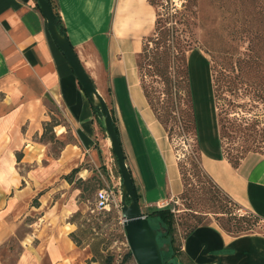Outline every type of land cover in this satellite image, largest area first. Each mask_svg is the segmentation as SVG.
I'll use <instances>...</instances> for the list:
<instances>
[{"label": "crops", "instance_id": "obj_1", "mask_svg": "<svg viewBox=\"0 0 264 264\" xmlns=\"http://www.w3.org/2000/svg\"><path fill=\"white\" fill-rule=\"evenodd\" d=\"M51 1L98 92L105 100V94L110 96L140 206L169 203L183 185L178 162L165 149L162 126L139 84L136 57L142 43L131 31L146 26L140 22L131 29L119 22L117 0ZM120 81L122 93L115 90ZM56 106L75 139L51 155L50 142L40 137ZM196 117L202 169L232 200L264 220V155L250 153L233 166L212 124L206 136ZM58 128L64 137L66 129ZM103 131L100 116L49 34L37 0H0V246L25 227L15 264H85L87 253L70 237L76 226L69 217L79 209L80 191L63 176L85 157L95 167L105 163L110 144ZM82 170L84 178L89 171ZM174 245L180 264H264L260 232L229 235L205 223L179 235ZM0 264L6 263L0 258Z\"/></svg>", "mask_w": 264, "mask_h": 264}, {"label": "rangeland", "instance_id": "obj_2", "mask_svg": "<svg viewBox=\"0 0 264 264\" xmlns=\"http://www.w3.org/2000/svg\"><path fill=\"white\" fill-rule=\"evenodd\" d=\"M172 2L180 7V0ZM198 7V24L194 27L197 42L192 51L186 52L184 57L177 52L164 54L165 62L158 65L152 63L151 56L142 51L136 59L140 87L145 90L148 105L162 126L165 149L176 158L181 175L182 191L166 206H170L175 214L176 237L195 225L205 223H213L229 235L264 233V220L232 199L227 203L224 193L202 170L194 127L196 114L200 130L206 136L212 124L221 139L224 155L233 163H237L248 152L264 155V98H257L255 83L258 77L254 75L256 70L244 74L239 80L236 79V93L231 95L225 91V97L217 96L213 99L209 69L212 55L218 58L227 53L232 57L233 65L238 66L239 60L253 54V47L256 46L254 37L264 31V0H198ZM143 9L147 11V15L143 12L142 18ZM117 13L118 21L131 29H137L140 22L145 25L140 32L131 31V35H135L136 41L141 42L142 47L146 44L152 46L148 39L153 37L155 9L146 0H117ZM187 57L192 95L186 73ZM194 59L199 60L202 65L199 71L195 70ZM124 87V82L120 81L114 89L122 93ZM105 98L111 108L110 96L105 94ZM229 103L232 104L231 108ZM49 124L53 125L52 129L42 141L50 142V153L56 155L66 142L74 141L75 135L60 107L56 106ZM57 124L66 129L64 137L58 135L59 128L57 131L54 129ZM252 127L258 129V132H250L248 128ZM104 134L106 135L105 132ZM109 151L107 159L103 158L105 163L102 165L95 167L89 157H85L78 165L80 170L87 169L89 174L83 178L78 171L72 176V187L80 191L77 194L80 205L76 210L80 211V215L73 218L75 211L69 220L75 221L73 223L76 228L73 232L77 246L85 250L88 259H94V262L87 264H100L108 256L113 257L110 264H137L134 257L125 263L123 261L129 245L121 213L115 209L106 212L95 207L97 189L107 184H115L119 176L111 147ZM78 178L85 182L76 184ZM223 204H228L236 219L242 218L241 224L249 228L235 230V219L215 214ZM140 207L146 214V210ZM150 221L157 226L154 218ZM25 231V227L20 228L0 246V258L6 264L17 262L22 252L18 239ZM157 242L165 264H180L175 254L173 256L169 238L158 235Z\"/></svg>", "mask_w": 264, "mask_h": 264}, {"label": "trees", "instance_id": "obj_3", "mask_svg": "<svg viewBox=\"0 0 264 264\" xmlns=\"http://www.w3.org/2000/svg\"><path fill=\"white\" fill-rule=\"evenodd\" d=\"M146 1L150 6H152L155 9V20H154L153 37H150V39H148L149 42H151L152 46H149L148 44H146L141 48V51L144 54L146 53L147 56H151L152 63H156L158 65L162 61L165 62L164 54H167L170 52H177L178 54H181L184 57L186 52L192 51L195 43L197 42L196 34L194 32V27L197 26L198 24L197 21L199 18L198 0H180V7H177L176 5H174L172 0H146ZM49 2L52 4L51 0H49ZM55 22L58 26L59 31L65 35L63 28L60 25V20L57 18L56 15H55ZM254 41H255L256 46L255 48L253 47V50H252L253 54L249 56L246 55V57L239 60L238 66L233 65V62H231L232 57L227 55V53H225V55L220 56L218 58L216 55H212V60L214 64H212V60L209 61V69H210V89H211L213 99L216 98L217 96L225 97L224 96L225 91L226 93H229L231 95L236 93L237 92L236 91L237 90L236 79L239 80L241 79V76H243L244 74L247 75L248 73H251V71H255V70L256 71L254 72V75L256 74V76L258 77V81L257 83H255L257 85L255 86V88L257 89V98L259 99L264 98V88H262L264 87V31H260V33L254 37ZM141 51L137 54V56L141 53ZM187 60H188V57L186 59V73H187L188 81H189L190 95H192L191 85H190L189 66H188ZM136 63H137V60H136ZM136 67H137V64H136ZM79 86L81 87L80 84ZM143 93L145 95L144 89H143ZM227 105L228 104H226V106ZM231 106L232 104H230L229 107L231 108ZM92 108L99 116L102 115L99 107L92 106ZM193 109H194V106H193ZM52 126L53 125L49 124V122H47L44 125V130L42 132L40 140H42L47 135L48 131H51ZM194 127H195L196 137H197V150L199 153L196 121H195ZM115 129L118 132L116 127ZM248 129L250 130V132L251 130H254V133L258 132V129H256L255 127L248 128ZM219 140L222 146L220 137H219ZM222 150H223V147H222ZM223 153H224V150H223ZM250 153H254V152H248L246 155ZM246 155H244L243 157H240L237 163H233L226 156L225 157L228 159V161L233 166H236L240 162V160L243 159ZM113 156L116 161V157L114 153H113ZM199 159H200V153H199ZM200 165H201V160H200ZM79 170H80V167L77 166L73 168L69 173L64 175L63 178L66 179L69 183H72L73 181L72 176L75 173H77ZM84 182L85 181L82 180L81 178H78L75 181L76 184H81ZM133 183H134V180H133ZM134 190H135L136 198L139 202V194L135 188V185H134ZM224 196H225L226 202L228 203L231 200V198L225 193H224ZM33 203H37L36 198H34ZM113 209L115 208H111L109 210L103 209L102 211L109 212ZM215 214H220L221 216H227L230 219L231 218L235 219L237 222L235 224V230H246L249 228L247 225L244 226L243 224H241L243 221L242 218L239 217L236 219V215L232 212L231 207H229L228 204H223L220 210L215 212ZM78 215H80V211H76L72 217L74 218ZM145 215L147 219L149 220L150 225L154 229L158 230L157 236L161 235L162 237L169 238L170 245L173 249V256H174L175 250L177 249L174 244H175V240L177 241L179 240V236L176 237L175 235V214L171 210L170 206L153 207L151 209H147ZM254 215L257 216L256 214ZM257 217L261 219L259 216ZM151 218L155 219L157 226L156 225L154 226L153 221L152 222L150 221ZM70 221L75 222L73 219H71ZM195 226H193L192 228H194ZM191 229H189L188 231H190ZM187 232H185L183 235L181 234L180 237L184 236ZM70 237L76 243V245H78V243L74 239V232L70 233ZM132 257H133L132 253L129 249L127 253L124 255V258H123L124 263L127 260L131 259ZM112 260H113V257L108 256L100 264H110ZM88 262L90 263L94 262V259L93 258L86 259L85 264H87ZM163 263L165 264L164 260H163Z\"/></svg>", "mask_w": 264, "mask_h": 264}, {"label": "water", "instance_id": "obj_4", "mask_svg": "<svg viewBox=\"0 0 264 264\" xmlns=\"http://www.w3.org/2000/svg\"><path fill=\"white\" fill-rule=\"evenodd\" d=\"M37 3L46 20L49 34L69 63L77 82L81 85L92 106L99 107L102 113L100 116L101 124L105 130L111 150L116 157L120 174V213L132 256L137 264H164L157 242V230L150 225L136 198L130 168L126 162L121 138L115 129L116 126L113 121L111 108L108 106L102 94L98 92L92 79L80 62L68 37L59 31L55 22V12L49 0H37Z\"/></svg>", "mask_w": 264, "mask_h": 264}, {"label": "built area", "instance_id": "obj_5", "mask_svg": "<svg viewBox=\"0 0 264 264\" xmlns=\"http://www.w3.org/2000/svg\"><path fill=\"white\" fill-rule=\"evenodd\" d=\"M168 205V203L158 204L157 207H163ZM95 207L98 210H109L115 208L120 212L121 208V180L120 176L117 177V182L115 184H107L98 189L95 197ZM147 210L148 207L144 206Z\"/></svg>", "mask_w": 264, "mask_h": 264}, {"label": "bare ground", "instance_id": "obj_6", "mask_svg": "<svg viewBox=\"0 0 264 264\" xmlns=\"http://www.w3.org/2000/svg\"><path fill=\"white\" fill-rule=\"evenodd\" d=\"M193 65H194V67H195V70H200L201 69V67H202V65H200V61L199 60H197V59H195V60H193ZM200 75H201V72H200ZM200 77V76H199ZM201 77H202V75H201ZM202 80H204V78H202ZM201 80V81H202ZM205 90V89H204ZM206 125V124H205Z\"/></svg>", "mask_w": 264, "mask_h": 264}]
</instances>
